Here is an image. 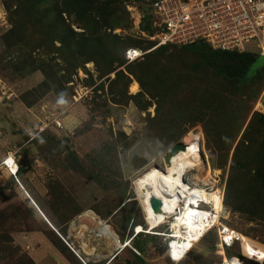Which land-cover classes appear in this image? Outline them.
I'll use <instances>...</instances> for the list:
<instances>
[{"label": "rangeland", "instance_id": "rangeland-1", "mask_svg": "<svg viewBox=\"0 0 264 264\" xmlns=\"http://www.w3.org/2000/svg\"><path fill=\"white\" fill-rule=\"evenodd\" d=\"M93 1L0 0V264H37L19 246L35 243L27 240L30 228L52 247L41 251L45 264L60 257L68 264H224L231 255L264 264L239 247L221 249L217 228L177 255L167 222L151 220L138 187L184 143L223 186L221 229L241 235L237 245L248 258L257 256L249 248L262 257L264 174L236 164L264 161V70L226 83L207 61L210 49L149 43L143 33L151 21L135 23L133 10L144 13L147 0ZM130 48L145 54L128 62ZM248 50L264 64L254 44ZM107 238L114 257L105 256ZM82 242L106 259L88 258Z\"/></svg>", "mask_w": 264, "mask_h": 264}, {"label": "bare ground", "instance_id": "bare-ground-1", "mask_svg": "<svg viewBox=\"0 0 264 264\" xmlns=\"http://www.w3.org/2000/svg\"><path fill=\"white\" fill-rule=\"evenodd\" d=\"M135 55H139V52H136ZM182 144L185 146L184 143ZM167 155L168 152L163 156L166 167L151 168L139 180L138 187L142 191L143 198L141 199L145 201L146 206L152 212L151 220L152 218H161L167 222L169 233L166 237L169 239L168 244L174 247L175 253L179 256L187 254L213 228L219 229L217 239L221 243V249H224L223 243L228 236L236 237L239 242L241 235L238 232L229 228L226 229L227 231L221 229L224 203L223 186H219L217 179H210L208 175H205L206 165L202 161L200 153L185 146V149L179 150L177 154L169 155L168 160H166ZM6 164L9 172L12 175L16 174L19 167L14 158L7 159ZM191 171L196 173H191ZM179 193L183 197L182 202L176 200ZM153 200L160 202L156 205V209L152 208ZM207 206L211 210L203 209ZM99 230L97 229V231ZM137 230L142 232L140 227ZM97 236L101 237L102 234L99 233ZM118 242L121 243L119 238ZM111 244L116 247L113 240H111ZM78 245L83 254L88 258L92 257L93 251H87L83 242ZM229 246H231L230 242ZM114 250L109 247L107 252L111 254ZM255 253L258 254L252 257L255 261L263 260L264 255L259 257L261 253ZM232 263L239 264V258L234 257Z\"/></svg>", "mask_w": 264, "mask_h": 264}, {"label": "built area", "instance_id": "built-area-1", "mask_svg": "<svg viewBox=\"0 0 264 264\" xmlns=\"http://www.w3.org/2000/svg\"><path fill=\"white\" fill-rule=\"evenodd\" d=\"M147 1V13L133 8L138 19L135 23L151 21V34L147 32L143 35L157 48H179L204 41L214 50L254 54L248 50L254 44L264 57V0ZM136 52L139 55L136 56ZM144 54L140 49H129L126 59L133 62ZM230 238L231 246L227 241L223 243L226 250L237 244L236 237ZM227 259L224 264H233V257ZM239 264L244 262L239 260Z\"/></svg>", "mask_w": 264, "mask_h": 264}, {"label": "trees", "instance_id": "trees-1", "mask_svg": "<svg viewBox=\"0 0 264 264\" xmlns=\"http://www.w3.org/2000/svg\"><path fill=\"white\" fill-rule=\"evenodd\" d=\"M84 1H85L84 6H86V4L90 6L94 3L93 0H89V1L84 0ZM78 5L79 4H76L75 8H77ZM145 31L151 34V30L149 26L145 27ZM149 43L153 45V43L151 42ZM159 48L165 49V48H178V47L161 46ZM179 48L193 49L194 51H199L200 48L210 49L208 50L209 52L207 53V61L211 63L213 66H215V71L217 72L218 76H220L224 82L232 84V85L240 84L243 81H247L251 78L259 77L260 72L264 70V64H262L261 66L257 65L258 56L255 54L239 53L236 51L230 52V51L214 50L208 44H195V45L179 47ZM126 51L124 52L125 60H126L125 58ZM135 83L139 85L138 82H135ZM263 121H264V118H263ZM251 165L261 169L262 173L259 175V177L260 176L262 177L264 174V161L262 159L253 160L251 162H238L236 164V168L243 170ZM234 257L238 258L237 256H234ZM249 258L253 259L252 257H249ZM263 260L261 261L263 262Z\"/></svg>", "mask_w": 264, "mask_h": 264}, {"label": "crops", "instance_id": "crops-1", "mask_svg": "<svg viewBox=\"0 0 264 264\" xmlns=\"http://www.w3.org/2000/svg\"><path fill=\"white\" fill-rule=\"evenodd\" d=\"M12 156H9L7 159H10ZM13 158V157H12ZM6 159V160H7ZM19 172H20V169H19ZM19 172H18V174H19ZM20 193V192H19ZM28 207V206H27ZM28 209L32 212V214L34 215V212H33V208L32 207H28ZM36 212V211H35ZM46 221H47V223L45 222V223H43V224H45V226H47V228H48V230H51V231H53L54 233H56L57 235H59L60 237H61V235L59 234V232L49 223V221L46 219ZM33 231V232H32ZM47 231V230H46ZM46 231H44V232H46ZM27 232H29V237H28V239L27 240H35V243H31V242H27V241H25V240H23V242H21L22 243V245H20L19 244V246L21 247H27V249L29 250V254L33 257V259L35 260V262H37V264H45V260L44 259H42V253H41V251H43L42 249H44V248H51L52 249V247H51V245L49 244V242H48V240L46 239V237L43 235V233L42 232H40V231H37V230H33L32 228H30V229H28V231ZM15 239V238H14ZM17 240L15 239V242H16ZM107 241L110 243L109 245H110V247L113 249H115V246L114 245H112L111 244V240L109 239V238H107ZM34 248V249H33ZM54 251L55 252H57L55 249H54ZM114 252H116V250L115 251H113L111 254L113 255L114 254ZM59 253V252H58ZM107 253H109V252H107ZM60 254V253H59ZM111 254H109V255H105V256H111L112 257V255ZM58 255V254H57ZM115 255V254H114ZM114 255H113V257H114ZM59 256V255H58ZM101 256H103V255H101ZM60 257V256H59ZM61 258V262L60 263H58V264H68L69 262L67 261H65V259H63L62 257H60ZM92 260L93 261H100V260H104V259H106L105 257H95L94 255H92ZM97 258V259H96ZM103 258V259H102ZM233 258H234V256H233ZM63 259V260H62ZM108 262H112V260L110 261H105L104 262V264H107Z\"/></svg>", "mask_w": 264, "mask_h": 264}, {"label": "water", "instance_id": "water-1", "mask_svg": "<svg viewBox=\"0 0 264 264\" xmlns=\"http://www.w3.org/2000/svg\"><path fill=\"white\" fill-rule=\"evenodd\" d=\"M184 149H185V146L181 142L173 145V147L168 152V155L166 157V160H168L169 155L177 154L179 150H184ZM158 204H160L159 201H154L153 200L152 201V208L153 209H156V205H158Z\"/></svg>", "mask_w": 264, "mask_h": 264}, {"label": "clouds", "instance_id": "clouds-1", "mask_svg": "<svg viewBox=\"0 0 264 264\" xmlns=\"http://www.w3.org/2000/svg\"><path fill=\"white\" fill-rule=\"evenodd\" d=\"M146 8V11H144V13H147V7H145ZM148 18V17H147ZM130 49H135V50H139V49H136V48H130ZM129 50V49H128ZM127 50V51H128ZM126 51V52H127ZM125 58H126V53H125ZM127 60V59H126ZM134 62V61H133ZM20 169V168H19ZM19 169L17 170V172H16V174H13L14 176H16L17 175V173L19 172ZM233 247H239V249H240V254L243 256V257H245L246 259H248V260H250V261H254V260H252V259H249L246 255H244L243 253H242V251H241V247L239 246V245H235V246H233ZM233 247H231V248H233ZM230 248V249H231ZM234 255H231L230 257H233ZM238 258H239V260H240V262L242 261V259L239 257V256H237ZM229 258V257H228ZM255 262V261H254Z\"/></svg>", "mask_w": 264, "mask_h": 264}, {"label": "snow or ice", "instance_id": "snow-or-ice-1", "mask_svg": "<svg viewBox=\"0 0 264 264\" xmlns=\"http://www.w3.org/2000/svg\"><path fill=\"white\" fill-rule=\"evenodd\" d=\"M129 55L131 56L132 55V53H129ZM225 231H227L226 229H225ZM231 238L230 237H226L225 238V240L227 241V240H230ZM248 251H249V255H258V254H256V253H253V251H252V249H248ZM174 255V258H175V254H173Z\"/></svg>", "mask_w": 264, "mask_h": 264}]
</instances>
